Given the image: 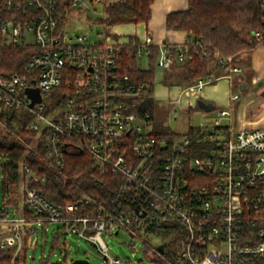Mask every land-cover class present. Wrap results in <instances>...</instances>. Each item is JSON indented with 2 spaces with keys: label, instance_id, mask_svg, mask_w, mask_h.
I'll return each instance as SVG.
<instances>
[{
  "label": "built area",
  "instance_id": "obj_1",
  "mask_svg": "<svg viewBox=\"0 0 264 264\" xmlns=\"http://www.w3.org/2000/svg\"><path fill=\"white\" fill-rule=\"evenodd\" d=\"M101 2L87 0L90 6ZM80 5L81 0H72L69 9ZM65 26L58 22L55 0H0V47L29 54L18 72L0 75V136L24 124L33 144L39 142L59 168L67 151L86 153L97 174L114 179L116 191L110 203L96 208L89 198L55 206L29 187L44 178L21 162L22 205L12 218L4 211L0 249H13L14 258L28 229L56 224L66 236L91 243L105 264L120 261L108 256L102 233L117 236L120 231L138 239L150 260L155 255L168 264H255L264 259V129L223 126L220 119H229L230 112L220 110L218 119L203 128L206 154L191 157L187 136L170 140L152 134L154 94L153 113L139 112L144 85L124 74L120 63L124 48L129 50L125 58L139 65L156 48L155 67L170 72L167 45H154L149 33L143 39L107 33L88 42L85 36L68 35ZM185 53L177 59L182 61ZM241 73L233 66L221 79L230 84ZM218 80L180 87L177 97L167 101V116L176 115L177 107L197 104L204 88ZM238 98L229 94L228 101ZM175 250L171 263L166 256Z\"/></svg>",
  "mask_w": 264,
  "mask_h": 264
},
{
  "label": "trees",
  "instance_id": "obj_2",
  "mask_svg": "<svg viewBox=\"0 0 264 264\" xmlns=\"http://www.w3.org/2000/svg\"><path fill=\"white\" fill-rule=\"evenodd\" d=\"M55 1L58 22L64 25L72 13L69 9L72 0ZM153 1L117 0L104 6L103 19L95 24H101L105 29L129 24L147 25ZM240 24L241 29H236L235 27ZM165 27L169 31L182 32L186 35L181 47L167 46V51L172 57L171 71L165 72L169 81L174 79L182 87H189L202 79L218 80L226 76L229 69L239 61V55L250 54L256 47L264 45V0H187L184 11L166 17ZM242 32L246 35L243 36ZM257 34L261 39L256 38ZM185 49V58L179 61L177 55L179 52L184 53ZM123 51L120 59L123 73L134 83L144 85L138 110L152 114L157 49L150 50L144 68L140 67L136 59L125 58L128 48H124ZM28 56V51L21 48L0 47V75L7 76L18 72ZM226 58H231L230 63L222 64L221 61ZM187 111L191 113L192 108H188ZM20 127L18 131L8 130L7 137H0V189L3 203L0 209V221L4 219V211H8V208L16 209L22 205L19 196L21 162L29 167L34 176L44 178V182H31L29 187L55 206L64 207L77 203L83 198L91 199L95 208L99 204L110 203L116 191V182L109 176L97 174L86 153L78 155L79 153L67 151L63 155L64 166L56 167L46 157L41 144L39 142L33 144V134L24 129V124ZM152 134L170 140L187 136L191 157H203L208 148L200 141L203 134L202 127H188L184 134H177L167 126L155 123ZM30 145L34 148L24 155L28 149L25 147ZM24 214L26 217L30 216ZM56 226L52 232L50 253L47 257L42 256L38 264H49L51 253L64 245V227ZM34 232V227L26 231L21 250L14 258L13 249H0V264H11V262L25 264L28 239ZM165 237L162 235V239ZM172 247L178 246L173 243ZM176 251L166 256L171 263L176 262ZM152 258V263L168 264L158 260L155 255ZM255 264H264V259L257 260Z\"/></svg>",
  "mask_w": 264,
  "mask_h": 264
},
{
  "label": "rangeland",
  "instance_id": "obj_3",
  "mask_svg": "<svg viewBox=\"0 0 264 264\" xmlns=\"http://www.w3.org/2000/svg\"><path fill=\"white\" fill-rule=\"evenodd\" d=\"M81 2L84 3V6L80 5L79 10H74L66 22L65 27L68 35L85 36L88 42H94L101 40L102 35L111 33L112 30L105 29L101 24H95L98 20L103 19V5L94 4L90 6L87 0H81ZM241 24L235 28L241 29ZM130 28L128 25L123 26L119 35H126L127 33L124 31H129ZM138 28L140 29V27ZM241 34L246 35L245 32ZM252 52L242 54L238 61L242 71L239 76L243 78L245 84L244 90L240 91L238 83L232 85L231 82L229 85L228 81L224 79L215 81L214 84L204 88L202 92V99L210 101L208 110L200 106L196 108L195 103H193L191 113L185 108L177 107L176 115L167 116L170 109L167 101L169 98L177 97L178 89L174 87V85L176 86L174 79L169 81L165 71L156 68L153 90L155 98L154 122L167 126L174 133L184 134L188 127H209L214 119H218L216 113L224 110L230 112V117L229 119H220V124L223 126L230 125L233 130L242 127L264 129V96H262L264 86L256 88L264 79L256 82L251 78L252 74L257 71L252 67ZM255 58L262 61L260 66H255V69L264 71V52L256 53ZM146 64V59L141 60L140 66L142 68ZM235 76L238 75H233V77ZM229 94L237 95L238 100L230 103L228 101ZM30 147L34 148L33 145ZM28 150L24 152V155L28 154ZM2 204L0 189V209ZM8 212L10 218L14 217V208H8ZM56 227V224L43 225L42 227L34 226L35 232L29 237L27 243L25 264H38L42 256L47 257L49 255L52 232ZM102 239L107 247L108 256L117 258L120 264H153L144 252L142 243L138 239H131L124 231H120L117 236L102 233ZM152 242L157 244L158 240H152ZM63 244L59 250L51 253L49 264H70L77 260H84L89 264H105L100 252L89 242L72 235H65Z\"/></svg>",
  "mask_w": 264,
  "mask_h": 264
},
{
  "label": "crops",
  "instance_id": "obj_4",
  "mask_svg": "<svg viewBox=\"0 0 264 264\" xmlns=\"http://www.w3.org/2000/svg\"><path fill=\"white\" fill-rule=\"evenodd\" d=\"M116 1L117 0H102L100 4H102L104 8V6L112 4ZM186 7H187V0H154L150 7L151 14H150V20L147 23V25L129 24L128 26L131 27L130 28L131 30L128 29L129 31H124L127 34L121 35V36L119 35L121 33L119 31L125 25L115 26L110 29L112 30L110 34L116 37H120V38L136 36L139 39H143L144 35L146 33H149L151 35L154 45L159 46V45L165 44L167 46H175L179 48L184 44L186 35L182 32H174V31L167 30L165 27V21L168 15L177 13V12H182L186 9ZM138 27H140V29ZM262 52H264V45H260L256 47L252 52V56H253L252 67L254 70H257V71H255V74H252L251 78L252 80L256 82L264 79V71L255 69V66L257 67L260 66V63L262 62V61L256 60L255 55L256 53L261 54ZM241 56L242 54L239 55V58ZM234 66L239 67L238 62ZM239 75L233 77L232 85H234L235 83H238L240 87L239 89L242 92L245 88V84L243 82V78L240 77ZM175 84L176 86L174 85V87L176 89H179L180 87H182L177 82ZM229 85H231V83ZM199 102L202 103L206 107L210 105L209 103L210 101H205L204 99H201V101ZM199 102H197L195 106H199Z\"/></svg>",
  "mask_w": 264,
  "mask_h": 264
},
{
  "label": "water",
  "instance_id": "obj_5",
  "mask_svg": "<svg viewBox=\"0 0 264 264\" xmlns=\"http://www.w3.org/2000/svg\"><path fill=\"white\" fill-rule=\"evenodd\" d=\"M264 86V81H262L261 83L258 84V86L256 88H259V87H262ZM262 96H264V92H262ZM29 97L35 102H38L39 99L36 95V93L34 92H29ZM199 106L200 107H203L204 109L208 110V107L204 106L202 103L199 102ZM78 155H81V152L78 154ZM163 249H164V245H161L159 247H157V252L159 254H162L163 253ZM70 264H89L87 261H84V260H77V261H72Z\"/></svg>",
  "mask_w": 264,
  "mask_h": 264
}]
</instances>
